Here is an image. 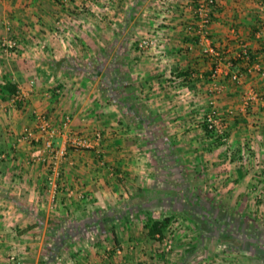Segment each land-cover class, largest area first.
<instances>
[{
	"label": "crops",
	"instance_id": "crops-1",
	"mask_svg": "<svg viewBox=\"0 0 264 264\" xmlns=\"http://www.w3.org/2000/svg\"><path fill=\"white\" fill-rule=\"evenodd\" d=\"M197 6L0 0V41L18 48L0 43V264H151L168 230L146 224L164 218L178 259L160 264H264V0H216L202 44ZM211 107L226 143L197 127ZM33 113L56 129L53 157L23 137Z\"/></svg>",
	"mask_w": 264,
	"mask_h": 264
},
{
	"label": "built area",
	"instance_id": "built-area-1",
	"mask_svg": "<svg viewBox=\"0 0 264 264\" xmlns=\"http://www.w3.org/2000/svg\"><path fill=\"white\" fill-rule=\"evenodd\" d=\"M216 4V0H198V6L195 11V20H196V30L195 31L199 42L202 44L203 42H207V28L210 25L211 18L209 13V5ZM159 34L157 33H149L142 37L137 42V49L139 52L146 53L149 51H157L160 47V43L157 42ZM2 49H4L6 52H17V44L14 41H9L7 39H2L0 41ZM204 53L206 54H214L216 55L215 51L211 46L208 45V47L204 48ZM247 50L244 49L242 56L246 58ZM240 78V75L238 73L234 74L232 76V80H237ZM35 119L38 121L37 124V130L30 131L25 130L23 133V137L28 140L29 142H42L43 147V153L48 155V157H53L55 155V149L53 145V140L56 136V129L53 127L51 122L40 115H37L36 113H33ZM197 121V127L201 128L203 130H206L210 132L213 136V140H218L220 143H225L227 140L223 135V131L219 128V117L218 113L215 108L211 107L208 111L204 112L202 115L196 118ZM63 126L67 127V124H64ZM36 132H39V136L36 135ZM96 139L99 140L100 136L97 135ZM73 146L78 148H87L88 147V141L86 138H72V141L70 142ZM51 180V179H50ZM52 181V180H51ZM173 230L167 231V236L163 241V248L164 252L168 253L172 249V234ZM89 243H93L95 239L93 237L88 238ZM115 254L120 256L122 254V249H116ZM13 257V256H12Z\"/></svg>",
	"mask_w": 264,
	"mask_h": 264
},
{
	"label": "rangeland",
	"instance_id": "rangeland-1",
	"mask_svg": "<svg viewBox=\"0 0 264 264\" xmlns=\"http://www.w3.org/2000/svg\"><path fill=\"white\" fill-rule=\"evenodd\" d=\"M200 115H202V114H200ZM199 115V116H200ZM196 121H198L197 119H196ZM226 143V142H225ZM159 175H161V174H159ZM176 223H178V221L177 220H175V221H173V224H172V221H171V223L167 226V230H173L172 231V234H173V237H172V249H171V251L169 252V253H165V252H162L163 250H162V247H160V245H158L157 244V246H158V249H154L153 251H152V253L154 254V256L153 257H150L148 260H149V262H150V260H152V259H156V260H154V261H152L151 262V264H160V263H158V261L159 262H162V260H164V261H166V259H168V257L170 256V255H172L173 256V260H174V258L175 259H178V258H176L177 256V251H174V245H173V239H174V234H175V232L177 231V229H178V225H176ZM263 224H264V222H262ZM258 225L260 226V223H259V221H258ZM257 225V223L255 224V226H257V227H259ZM234 231V230H233ZM88 238V237H87ZM256 239V238H255ZM156 240V239H155ZM258 240V239H257ZM256 241V240H255ZM254 240H250V246H252V247H254V249H255V247L256 246H258V244L255 242ZM75 243V242H74ZM226 242H222V243H219L220 245H222L223 246V244H225ZM161 244V243H160ZM227 245V244H226ZM246 246V245H245ZM246 247H248V245L246 246ZM167 255V258H165V257H163L164 255ZM169 254V255H168ZM219 254H222V250H219V252H217L215 255L216 256H218ZM163 255V256H162ZM238 256H234V257H232V256H230V255H228V256H225V257H220V258H218V260L217 261H222V262H224V260L227 258L229 261L228 262H230V264H232V263H235L236 262V260H238V261H241V260H243L244 259V255H242V254H240V253H238L237 254ZM215 256V257H216ZM162 257V259H160ZM213 257V256H212ZM239 257V258H238ZM251 257H252V255H251ZM249 259V258H248ZM247 259V260H248ZM254 259V260H253ZM249 260H251V259H249ZM256 260V258L254 257H252V261H255ZM218 263V262H217ZM221 263V262H220ZM254 264H260V263H255L254 262Z\"/></svg>",
	"mask_w": 264,
	"mask_h": 264
},
{
	"label": "trees",
	"instance_id": "trees-1",
	"mask_svg": "<svg viewBox=\"0 0 264 264\" xmlns=\"http://www.w3.org/2000/svg\"><path fill=\"white\" fill-rule=\"evenodd\" d=\"M215 6V4H211L209 5V9L213 8ZM197 36V35H196ZM254 58L253 56L247 51V55H246V61L248 63V65H252V63L254 62L253 61ZM238 63L241 64V60H236V63L234 64H237ZM243 70L240 69L238 73H242L243 74ZM7 91L9 94H11L13 92L12 88L10 89L9 87H6ZM205 132H207L209 134V136H211L212 138V134L206 130H204ZM172 219H169V218H164L160 221H151L149 222L148 224H146V228L148 229V236L152 239L156 238V235H158L157 239H161L163 236V233L165 231V229L167 228V226L171 223Z\"/></svg>",
	"mask_w": 264,
	"mask_h": 264
}]
</instances>
